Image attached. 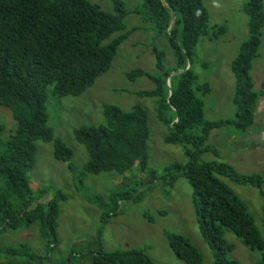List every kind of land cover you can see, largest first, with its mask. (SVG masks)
<instances>
[{"label":"trees","instance_id":"1","mask_svg":"<svg viewBox=\"0 0 264 264\" xmlns=\"http://www.w3.org/2000/svg\"><path fill=\"white\" fill-rule=\"evenodd\" d=\"M108 1L112 13L87 0H0V106L9 111L15 122L13 133L0 141V232L36 224L38 235L44 240L45 255L57 245V202L65 196L56 191L51 199L39 202L28 183V172L34 163V142L40 141L51 145L53 158L65 163L77 182L86 175L128 174L133 167L140 173L148 172L156 182H171L177 176L184 178L191 190L190 203L199 237L209 250L211 264H239L226 256L233 246L224 240L225 232L248 250L256 251L257 264H264V237L255 228L245 205L217 178L224 177L258 191L264 228L261 177L239 174L223 161L197 162L206 152L217 157L207 144L211 131L233 126L239 135L253 124L257 99L264 92V81L257 93L250 79L251 63L258 56L264 25L263 0H244L241 6L247 37L239 43L228 66L233 83L230 96L233 116L216 120L203 118L202 98L210 94V87L206 82H197L190 65L200 38L222 35L225 27L208 26L202 0H138L140 3L133 11L141 22L152 26L157 36L166 38L174 55V66L165 69L163 53L155 51L157 75L133 69L125 76L130 80L145 77L152 84L150 90L137 95L155 98V118L166 133L163 142L185 146L183 155L187 158L183 165L172 162L163 166L157 176L147 169L149 129L146 111L139 105L125 112L103 104V124L84 125L72 131L74 141L87 154L81 170L71 162L72 150L53 135L47 123L48 91L57 98L81 94L108 71L117 47L129 35L123 25L127 15L123 2ZM173 17L172 27L167 31ZM115 33L118 34L109 40ZM120 194L122 201L132 198L122 189L109 194L106 201L97 196L85 197L101 211L96 250L69 251L58 264H76L85 256L89 264H155L144 249L101 250L102 225L115 214ZM162 235L177 259L184 264H202L197 249L185 237L166 230ZM0 256L19 257L34 264L42 259L25 243L0 247ZM5 262L0 264H18Z\"/></svg>","mask_w":264,"mask_h":264},{"label":"rangeland","instance_id":"2","mask_svg":"<svg viewBox=\"0 0 264 264\" xmlns=\"http://www.w3.org/2000/svg\"><path fill=\"white\" fill-rule=\"evenodd\" d=\"M87 1L97 5L102 11L112 13L108 0ZM121 1L127 12L123 25L125 31L129 30V35L117 47L110 68L78 96L57 98L50 95L48 89L47 123L53 135L72 150L71 162L81 170L87 161V154L84 147L74 141L72 131L84 125L103 124V104L114 105L125 112L134 105H139L146 111L149 129L147 169L157 176L163 166L172 162L183 165L187 161L183 155L185 146L163 142L166 133L155 118V98L137 95L138 92L150 90L152 84L145 77L130 80L125 74L133 69H141L157 75L159 72L154 67V52L163 53L162 64L165 69L174 66V55L166 38L157 36L152 26L141 22L139 15L133 11L140 2ZM243 2L244 0H202L207 11L208 26L226 27L222 35L200 38L193 50L190 68L197 76L198 83L206 82L212 88L210 94L202 98L205 120L231 119L233 116L228 64L235 56L239 43L247 37L245 18L241 12ZM262 4L264 11V0ZM117 34L111 35L109 40ZM257 52L258 56L251 63L250 79L253 90L258 93L264 81V25ZM14 129L15 122L9 111L0 106V141L6 140ZM216 131L210 135L207 144L215 150L217 157L206 152L199 156L197 162L223 161L239 174H258L264 191V92L257 99L253 124L244 134H236L233 126ZM34 144V163L28 172L33 197L44 202L51 199L56 191L65 196L57 202V245L46 256L44 240L38 235L37 225L30 224L26 228L0 232V247H16L25 243L32 253L42 258L35 264H58L69 251H95V235L101 211L87 202L85 197L97 196L106 201L109 194L122 189L126 194L132 195V198L122 201L120 194L115 214L109 216L102 225V251L144 249L155 264H184L167 247L162 235V231L166 230L185 237L197 249L202 264H211L209 250L199 237L190 203L191 190L184 178L177 176L171 182H156L148 172L140 173L133 167L128 174L86 175L77 182L66 170L65 163L53 158L49 143L35 141ZM217 178L245 205L255 228L264 237L260 213L261 197L258 191L248 185L235 184L224 177ZM223 238L233 246L227 253V258L234 259L239 264H257L256 251L248 250L227 232ZM0 261L34 264L19 257L0 256ZM76 264H89V258L85 256Z\"/></svg>","mask_w":264,"mask_h":264},{"label":"crops","instance_id":"3","mask_svg":"<svg viewBox=\"0 0 264 264\" xmlns=\"http://www.w3.org/2000/svg\"><path fill=\"white\" fill-rule=\"evenodd\" d=\"M203 4V3H202ZM204 6V5H203ZM243 15V14H242ZM244 16V15H243ZM244 18H245V16H244ZM219 22V21H218ZM245 23H246V18H245ZM246 25V24H245ZM226 28V27H225ZM229 65V64H228ZM218 72V71H217ZM230 73V72H229ZM230 76L228 77V83H229V86L232 88V85H233V83H232V77H231V74H229ZM212 91V88L210 89V92ZM232 92V91H231ZM215 132H217L216 130H213V131H211L210 133H209V136H208V140H209V138H210V135L212 134V133H215Z\"/></svg>","mask_w":264,"mask_h":264},{"label":"water","instance_id":"4","mask_svg":"<svg viewBox=\"0 0 264 264\" xmlns=\"http://www.w3.org/2000/svg\"><path fill=\"white\" fill-rule=\"evenodd\" d=\"M173 21H174V17H173V20H172V22L170 23L169 28H168L167 31H169L170 28L172 27ZM187 68H188V64L186 65V68L184 69V71H186ZM171 76H172V75H171ZM165 85H166V87L168 88V82H167V79H166V81H165ZM169 97H170V94L168 93V98H169Z\"/></svg>","mask_w":264,"mask_h":264}]
</instances>
